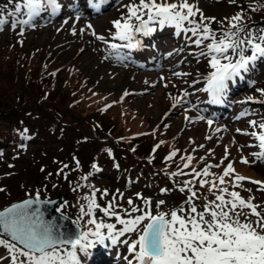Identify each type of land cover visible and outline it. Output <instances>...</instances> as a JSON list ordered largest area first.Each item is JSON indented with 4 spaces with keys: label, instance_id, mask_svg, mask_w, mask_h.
Listing matches in <instances>:
<instances>
[{
    "label": "rangeland",
    "instance_id": "obj_1",
    "mask_svg": "<svg viewBox=\"0 0 264 264\" xmlns=\"http://www.w3.org/2000/svg\"><path fill=\"white\" fill-rule=\"evenodd\" d=\"M129 2L130 0H118L114 6L107 5V7L103 2L100 5V9L103 10L94 12L95 9L89 6L88 0H78V7L70 6L68 9L63 0H60L59 3L62 4L60 12L52 13L54 18H50V14L48 17L39 16L33 21L34 27L18 25L13 29L11 23L3 26V29L0 30V53L5 54V56H2L1 59L7 60L8 56V60H10L12 65L20 66L18 68L19 71H11L7 66L1 65L4 66V70L1 73L6 72L13 78L9 82L4 76L1 77L0 129L5 127L4 130H6L9 126L16 125L15 122L20 117L23 118L24 115H27L28 112L31 114L43 112L42 108H38L43 105L45 112L50 111L53 114L54 110L55 113L58 110L70 122L78 121V123L73 122V124L79 126L83 134H91L92 125L89 121L81 123L80 120H89L90 116H96L101 118V121H106L107 127L105 131L108 132L109 138H115L114 141L118 149H113V151L118 156L117 152L120 150L121 156L118 157L122 158V162L135 161L147 164L151 160L143 158L148 148V146L143 145L145 143H153L166 147L173 134L177 133L191 139L193 146H190L189 152L195 151L194 147L201 149L207 145L214 150L211 155L217 158L220 155L221 157L225 156V147H227V159L229 160L230 157L234 158L233 167L235 173L241 176H250L252 171L258 175L257 171L250 169L256 168L260 171V176L262 177L254 176V180L264 181V168L252 163L254 157L251 154L259 151L258 143L253 137L242 134L246 132L245 128H250L249 121L260 122L264 120V117L256 116V114H261V111H247L248 114L241 116L237 114L235 107L232 106L235 112L230 113L227 118H217L214 113L207 114L206 111L204 114L203 105L210 102L208 94L199 99L195 98V94L199 92L197 91L198 88L204 86L202 78L210 71L207 60L203 57V62L200 64L198 59L202 58V56L196 53V46L193 43L184 39L175 41L174 35L177 30L174 26L165 25L160 27L159 25H153L156 31L150 36L145 37L137 34V39L141 41L142 46L134 49L122 47L117 51L110 50L104 42L97 40L95 36L91 35V32L95 31L96 34L103 35L110 43H125L119 40H112L110 30L111 32L115 31L111 22L115 19H120L121 15L126 13L123 5ZM189 2L196 4L202 10L204 16L216 17L217 23L222 21L226 15H235L243 9L241 6L240 8L236 6L230 7L228 0H189ZM93 3H98V1L93 0ZM263 3L264 0L260 2V5ZM261 7H264V5ZM64 11L68 13L65 18L62 16ZM70 12L79 13L81 18L77 20L76 14H69ZM244 16L245 19H248V16ZM24 19H27V17ZM55 19L56 21H54ZM196 19H199V16ZM65 20L68 22L65 23ZM88 20L90 21L89 24L92 25L91 29L86 28ZM73 25H75V35L73 34ZM212 26L214 27L213 24ZM82 28L85 29L83 33L80 31ZM220 28L221 26L218 29L220 30ZM21 29H23L22 34ZM23 36L25 39L22 41L21 37ZM10 37H15L17 41L13 39L7 41ZM162 40L169 45V50L173 51V55L176 58L175 61L168 60L167 57L166 59L162 58L161 49H159L161 44L158 45ZM178 55H180V58ZM12 59L17 60L13 61ZM43 59H46V64L49 67L58 64H62V67L65 66L64 71H59L57 82L51 84L54 89H50L52 93L47 100L41 97L42 89L38 82L37 87L32 83V81L36 80V77H38L37 81H42L44 78L40 74V72L45 71L41 65V60ZM20 61L21 63L19 64ZM256 64V67L249 66V71L241 74L243 78L236 77L232 80L237 88L235 93H231L232 97L230 99H235L239 103H256L255 100L258 99L263 101L258 104L264 108V96L257 92L258 88H264V70L263 67L258 65L259 62ZM12 65L10 64L11 68ZM155 65L156 68H152ZM59 68L60 66L57 67V70ZM204 69H206L205 72ZM174 72L188 73L189 75L176 77L173 75ZM26 73L27 76L25 75ZM28 73H30V79H28ZM161 77L164 79L162 80ZM69 79L73 81H69ZM197 79L199 83L192 84V81ZM61 80L73 85V87L68 86L66 88V84L62 85ZM250 81H254V83H250ZM166 84L167 87H165ZM94 90H98V93ZM184 90L190 93L189 96L183 97L189 103L173 107L175 103L173 97L180 96ZM72 91H74L75 95L71 97L70 93ZM227 91L230 90L226 89L225 94ZM247 97H253L254 99L249 101ZM71 98L76 102L73 106L68 104ZM82 99L87 103L93 100L99 102L109 101L104 106L105 114L103 111H97V108L93 110L91 106L80 104ZM39 101L43 102L37 107ZM12 105V108H8ZM193 105L196 107H193ZM5 106L6 108H2ZM51 108H54V110ZM17 109L20 111L18 114ZM14 114L17 115V118H12ZM183 115L190 117V119H186L187 121L183 122ZM199 116H203L205 119H199ZM96 117L91 118L98 122L99 119ZM26 119L30 126L41 125L36 120H32V117H27ZM208 119L213 121L211 125L207 123ZM216 129H220V131H216ZM237 129L242 131L237 132ZM38 134L37 139H33L30 145L21 151H13L11 153L7 149L0 151V174L12 169L16 170L15 174L0 180V189H3V191H0V205L8 203L12 199L15 200V198L25 197L26 194L32 195L29 193L31 191L29 187L22 189V180L27 179L29 184L40 183L43 181L42 169L50 177V181L32 188L34 195L36 196L39 193L40 197L52 198L58 193L62 194L63 201L59 206L65 214L72 215L74 213L76 216L79 215L80 203H86L82 198L91 194L92 189L88 186V182H93V185L98 187L97 189H101V191L106 189L109 193L108 196L103 198H101L100 193L99 195L97 194V203L101 206H106L113 196H118L120 193L123 194V197L119 198L118 196L117 202L124 207H128V198H132L137 206L144 207L143 201L135 196L136 193H140L143 198L150 201L153 214L156 211L155 205L160 201L158 198H161V200L167 199L159 209L165 212L181 206L185 201L181 200V198L183 199L186 193L178 199L179 204L177 206H174V202L169 200L166 195H156L154 197L157 198H150L145 193L149 191L148 181L143 182L142 191L138 192L137 189H132L129 186V188L126 187L127 190H121L117 187L112 189L115 183H110L106 180L111 167L105 170L104 175L103 172L100 173L99 167L96 166L93 171L87 174V176L92 178L90 179L85 174L64 168L63 165L56 163L54 160H51L55 162L52 163L50 159L43 157L44 154H49L50 157L60 155V150L52 146L50 137L41 138L44 137L41 134V130H39ZM27 137L29 138V134ZM207 137L211 138L208 139ZM161 141L164 143L161 144ZM138 142L139 145L137 144ZM184 144H186V141ZM200 145H203V147H200ZM151 148L154 149V146ZM24 151L28 152L20 156ZM199 152L201 151L199 150ZM242 157L249 161L250 168H244L246 163L241 162ZM35 158L37 159L35 160ZM156 158L154 160L156 163L161 164L164 161V157L159 153ZM7 159L9 161L3 163ZM204 160L205 158L200 160L203 163L201 168L204 166ZM206 161L205 164L217 165L219 163V161L211 162L208 158ZM154 167L159 170L156 165ZM61 169H63L62 172L64 173L57 174L61 173ZM214 169L218 170L217 167H213L210 170ZM127 170H130V168H127ZM133 170L135 169L133 168ZM219 172L216 174L219 175ZM243 172H246V175ZM65 173H75L77 176H71L72 179L69 181ZM81 177L87 178L81 179ZM182 179H190V177H182ZM241 184L242 187L239 188H242L243 191L251 189V191L246 192L254 198L253 201L261 197L262 191L259 190V185L252 184L250 181L249 184L246 182ZM227 188L230 191H238L243 197L240 189L232 188L231 183H229ZM160 191L158 190V192ZM202 201L197 205H201ZM254 203L257 204V202ZM94 212L99 220L100 212L95 209ZM92 239L94 240V238ZM86 250L84 252L78 251V259L81 263L85 261ZM0 264H12L10 254L2 247H0Z\"/></svg>",
    "mask_w": 264,
    "mask_h": 264
},
{
    "label": "snow or ice",
    "instance_id": "obj_2",
    "mask_svg": "<svg viewBox=\"0 0 264 264\" xmlns=\"http://www.w3.org/2000/svg\"><path fill=\"white\" fill-rule=\"evenodd\" d=\"M88 2L90 7L99 11L104 0H99L98 3H93V0ZM229 2L234 4L236 0ZM123 7L126 13L111 22L115 31L110 30V35L112 40L125 43H110L95 31H92L91 35L104 42L110 50L117 51L122 47L134 49L142 46L137 34L150 36L156 31L153 25L174 26L178 34L181 31L186 34L190 32L192 36L188 39L200 48L199 55L206 58L210 69L202 78L204 86L197 91L206 92L211 103L221 102L228 81L236 77L243 78L241 74L249 71L250 64L254 66L257 60L264 59V29L256 31L243 23V9L235 15H226L219 22L221 28L217 31L211 27L216 17L204 16L202 10L189 0H130ZM250 7L252 11L258 10L256 7ZM60 8L57 0H7L5 8L0 9V30L9 23L8 18H12L13 29L18 25L34 27L33 21L41 13L51 9L52 13L56 14ZM21 16H26L27 19H20ZM197 16L199 19H196ZM80 18L77 13L76 19ZM86 28L91 29L92 25L87 24ZM80 31L83 33L85 29ZM22 32L23 29L21 34ZM73 34H76L75 25ZM173 75L181 77L189 74L174 72ZM198 83V79L192 81V84ZM257 92L264 96V88H258ZM189 95L190 93L184 90L180 96L173 97V107L189 103L183 99ZM253 99L247 97L249 101ZM198 118L205 119L203 116ZM207 123L211 125L213 121L208 119ZM249 125L253 130L242 134L253 137L259 148V151L251 154L254 157L252 163H264V120L249 121ZM241 131L237 129V132ZM159 146L157 144L155 148ZM177 152L178 150L169 152L164 157L165 162H174ZM227 157L228 150L225 147L222 164ZM193 159L190 155L181 156L182 166L177 165L176 171L167 173L173 179L178 176L190 177L176 184L180 192L187 193L184 203L177 208L168 212L160 211L161 205L164 204L161 200L155 205L156 211L153 214L150 201L140 193L136 196L143 201L144 207L137 206L132 198L127 199L128 207L119 204L118 196L122 198V193L113 196L106 206H101L97 203V193L100 192L101 198L109 193L106 189L101 191L89 185L91 194L82 198L86 203H80L79 215L73 224L79 229L80 221L87 218L85 225L92 227L72 233L62 230L63 225L56 221L45 219L41 206L51 204L52 201L41 200L40 194L37 193L35 198L30 197L13 203L0 211V247L8 251L12 264H80L78 251L84 252L91 248L94 241L103 243L109 240L112 245H116L126 234H135L134 239L129 237L122 243L127 246L129 253L134 254L138 264H264V205L253 203L254 198L251 196L246 200L238 191L221 187L231 183L232 188H239L242 187L239 182L249 180L252 184L259 185L260 191H264V181L234 175L235 169L230 162L223 168L222 173L217 175L210 169L220 165L206 163L198 169L192 166ZM241 162L249 163L244 157ZM63 167L67 168L68 165ZM95 167L93 165V168ZM185 169L189 171L186 172ZM216 181H219V184ZM197 184L199 189H205L214 197L210 200L205 197L199 206L195 203L200 199ZM94 209L105 217H114L115 223L98 220ZM56 211L61 213L60 219H67L61 212V207H57ZM117 225L122 227L117 228ZM102 230H106V233Z\"/></svg>",
    "mask_w": 264,
    "mask_h": 264
},
{
    "label": "trees",
    "instance_id": "obj_3",
    "mask_svg": "<svg viewBox=\"0 0 264 264\" xmlns=\"http://www.w3.org/2000/svg\"><path fill=\"white\" fill-rule=\"evenodd\" d=\"M263 0H236V2L233 5H236V7L240 8L243 7V13L244 15L248 16L249 21L251 24H249V27L253 30L258 31L259 29H264V7H261L263 4L260 5V2ZM258 8L257 11H252L251 7ZM245 18V16H244ZM246 19V20H248ZM2 56H5V54L0 53V81H2V76H4L9 82L13 78L9 76V74L1 73V71L4 70V66H7L11 71L16 70L19 71L18 68L20 65L15 66L12 65L10 60L1 59ZM13 61H16L17 59H12ZM11 60V61H12ZM21 61L19 62V64ZM24 63V62H23ZM10 64L12 65V68L10 67ZM27 76V73L25 74ZM30 73H28V79H29ZM30 83V82H29ZM33 84L37 87V80L32 81ZM45 86V84H44ZM255 91V89H252ZM50 91L48 92L46 88L42 89L41 97H43L44 100H47L49 98ZM43 101H39L37 103V107L40 105V103ZM43 105L39 106L38 108H42L43 112H34V115L32 116L33 120H36L41 125H35L37 127H33V132L36 136H39V130H41V134L44 135V137L41 138H51L52 146L54 148H57L61 151L60 155H53L50 157L49 154H44L43 157L54 160L56 163H60L61 165H68L66 169H71L72 171L79 172L81 174H85L87 176L88 172L93 169V165L101 167L105 170H107L108 167L114 165V164H121L122 158L118 157L121 156L120 150H118L117 155L113 151V149H118L117 145L115 143V138H109L108 132L100 130V129H92L91 134H83L82 130L79 126L73 124L70 122V120L65 119L64 114L60 113V111L56 110L55 113L54 108H51L54 110V113L52 114L50 111L45 112L42 107ZM11 107L8 108H12ZM1 108V107H0ZM2 108H6L2 107ZM21 109V108H20ZM20 112L19 109H17V113ZM15 116V114L13 115ZM87 121L90 122V120H80L81 123H87ZM75 123H78V121ZM74 125V126H73ZM10 127V126H9ZM5 127H2L0 129V141H4L3 137H5L9 131L10 128L4 130ZM11 138L13 140H19L20 137H18L15 133L11 135ZM50 140V139H48ZM1 147V145H0ZM15 150H18L17 148H14ZM63 151V152H62ZM37 158H35L36 160ZM34 160V161H35ZM54 161H51L52 163H55ZM77 162H79V167L77 168ZM142 165V166H141ZM135 168V172L138 173L136 170H142V173H144L147 176H158V174H152L147 171H153L154 165L147 164H141ZM49 168V167H48ZM147 170V171H146ZM43 173V181L40 183H34L29 184L27 179L22 180V188H30L31 191L30 194H34L32 191V188L44 184V182H49L50 177L45 174L44 171H41ZM64 172H61L62 174ZM65 175L68 177V180L71 181L72 177H76L77 175L68 173ZM88 178L92 179L91 177L87 176ZM161 180L164 183H167L165 178H158L156 182ZM91 185L94 188H98L97 186L93 185V182H88V186ZM99 195V192L97 193ZM27 195V194H26Z\"/></svg>",
    "mask_w": 264,
    "mask_h": 264
},
{
    "label": "water",
    "instance_id": "obj_4",
    "mask_svg": "<svg viewBox=\"0 0 264 264\" xmlns=\"http://www.w3.org/2000/svg\"><path fill=\"white\" fill-rule=\"evenodd\" d=\"M32 198H35V197H32ZM26 199H28V198H26ZM41 200H50V201H52L51 204L42 205L41 206V209H42V211H44V214H45V219L54 220L58 224L63 225V229L62 230H64V231H68V232H72V233H75V232L79 231V229L76 227V225L73 224L72 219H70L69 217L64 215L65 217H67V219H60L61 213H58L56 211V208H57L58 204L62 200V196L61 195H58L57 197H55L53 199H41ZM22 201L23 200L15 202V203H19V202H22Z\"/></svg>",
    "mask_w": 264,
    "mask_h": 264
}]
</instances>
